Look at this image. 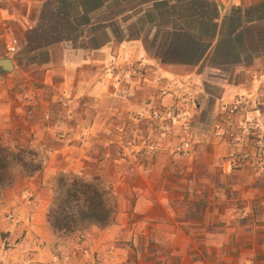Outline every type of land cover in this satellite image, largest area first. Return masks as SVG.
Instances as JSON below:
<instances>
[{"label":"crops","instance_id":"0c3cea01","mask_svg":"<svg viewBox=\"0 0 264 264\" xmlns=\"http://www.w3.org/2000/svg\"><path fill=\"white\" fill-rule=\"evenodd\" d=\"M71 1L61 2L65 11L58 21L45 18L44 0H12L0 10V31L8 26L24 42L18 49L20 63L12 60L15 75L6 78L16 84L25 82L29 88L31 83L55 84L60 96H72L74 91L76 98L84 94L102 98L107 102L104 132L111 129L116 113L126 119L132 114L139 118L151 110L146 92L150 88L155 98V82L165 83L168 102L181 94L188 100L186 113L196 115L189 126L199 124L195 138L207 152L199 151L186 160L181 192L188 201L176 207L165 191L149 207L150 220L175 225L169 241L182 240L186 247L192 244L190 250L175 247L172 256L181 258L179 264H237L234 256L240 251L239 255H254L257 236L264 235V219L259 221L255 215L264 212V172L251 166L225 170L224 158L234 147L217 130L224 103L243 94L256 95L264 103V0H147L146 5L141 0H109L91 12L77 3L71 9ZM88 1L92 5L93 0ZM69 11L80 22H69ZM45 32V40L30 43V34L38 40ZM8 33H0V38L8 41ZM4 57L0 54V59ZM40 67H46V72L37 73ZM50 67L55 68L53 73ZM114 96L118 107L113 105ZM39 97L35 96L38 105ZM96 128L100 126L94 124L92 130ZM210 174L221 180L211 185ZM229 210L236 214L226 219ZM242 211L248 212L253 226L246 237L234 227ZM228 226L232 228L224 237L223 227ZM217 240L227 243L208 247ZM243 242L248 243L242 249Z\"/></svg>","mask_w":264,"mask_h":264},{"label":"rangeland","instance_id":"374dc122","mask_svg":"<svg viewBox=\"0 0 264 264\" xmlns=\"http://www.w3.org/2000/svg\"><path fill=\"white\" fill-rule=\"evenodd\" d=\"M10 1L0 0V10ZM63 1L44 0L41 10L45 18L58 21V16L65 11ZM1 28V34L9 32V39L17 40V50L9 52V39L4 37L0 38V54L19 64L18 49L24 42L21 43L8 26ZM47 36L45 32L38 40L33 34L28 38L33 45L34 41H43ZM50 70L53 73L55 68L50 67ZM39 71L46 72V67L36 68V72ZM14 73L0 70V143L36 151L44 167L33 177L16 169L14 183L0 195V264L181 263V258H173L172 252L177 244L182 250H190L192 244L186 247L187 243L182 240L169 241L175 225L168 227L166 222L151 221L149 207L165 191L176 207L188 201L181 192L186 184V160L199 151L201 154L207 152L195 138L200 132L199 124L189 126L196 115L186 113L184 107L188 100L179 94L173 103L168 102L165 83L155 82V98L150 88L146 92L145 102L151 110L139 118L132 114L126 119L116 113L112 116L111 129L104 132L101 127L107 102L102 98H90L85 94L76 98L78 93L74 91L72 96H60L55 84L31 83L29 88L25 82L16 84L11 77L6 78ZM36 95L42 98L39 105ZM112 102L118 107L117 96ZM94 124L100 129L92 130ZM184 141L191 144L188 154L178 151ZM62 173L99 178L111 190L116 202L111 225L104 229L92 227L70 236L51 232L46 216L55 196L57 178ZM207 177L211 185L221 180L214 174ZM193 202L197 204L198 200L195 198ZM247 213L242 211L237 217L239 225L234 226L245 237L253 229ZM234 214L229 210L225 217L228 219ZM255 215L259 221L264 219V212H255ZM228 228L232 227H223L224 237L230 233ZM256 240L255 254L239 255L240 251L234 256L237 264H246V261L247 264H264V235L257 236ZM215 243L224 245L227 242L211 241L208 247L212 248ZM247 243H241L242 249Z\"/></svg>","mask_w":264,"mask_h":264},{"label":"trees","instance_id":"16d2710c","mask_svg":"<svg viewBox=\"0 0 264 264\" xmlns=\"http://www.w3.org/2000/svg\"><path fill=\"white\" fill-rule=\"evenodd\" d=\"M97 1L93 0L92 5H87V0H72L69 7L72 9L74 3H77L81 10L91 12L100 10L109 2ZM88 3L91 4V1ZM141 3L146 5L150 2L141 0ZM133 4L135 3L130 6ZM69 12L66 16L69 22H80L77 14ZM117 13L115 11L114 14ZM43 167L44 161L38 157L36 151L0 143V195L14 183L16 169H21L27 176L33 177ZM115 214L116 202L113 194L99 178L88 179L80 174L62 173L57 178L55 196L46 219L53 234L70 236L86 232L92 227L104 229L113 223Z\"/></svg>","mask_w":264,"mask_h":264},{"label":"built area","instance_id":"2783aa9c","mask_svg":"<svg viewBox=\"0 0 264 264\" xmlns=\"http://www.w3.org/2000/svg\"><path fill=\"white\" fill-rule=\"evenodd\" d=\"M8 50L16 52L17 40L9 39ZM263 109V101L253 94L239 95L223 104L217 131L225 143L234 147L224 158L225 170L238 171L251 166L256 172H264ZM178 151L188 154L190 142L184 141Z\"/></svg>","mask_w":264,"mask_h":264},{"label":"water","instance_id":"95a60500","mask_svg":"<svg viewBox=\"0 0 264 264\" xmlns=\"http://www.w3.org/2000/svg\"><path fill=\"white\" fill-rule=\"evenodd\" d=\"M0 70L6 73H10L14 70L13 61L9 58L0 59Z\"/></svg>","mask_w":264,"mask_h":264}]
</instances>
